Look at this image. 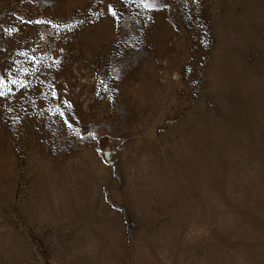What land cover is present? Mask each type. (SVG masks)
<instances>
[{"label":"rangeland","instance_id":"rangeland-1","mask_svg":"<svg viewBox=\"0 0 264 264\" xmlns=\"http://www.w3.org/2000/svg\"><path fill=\"white\" fill-rule=\"evenodd\" d=\"M155 3L0 0V264H264V0Z\"/></svg>","mask_w":264,"mask_h":264},{"label":"snow or ice","instance_id":"snow-or-ice-1","mask_svg":"<svg viewBox=\"0 0 264 264\" xmlns=\"http://www.w3.org/2000/svg\"><path fill=\"white\" fill-rule=\"evenodd\" d=\"M140 3L142 5L143 8L147 9V10H154L158 8V5L155 3V0H140ZM109 12L115 16L116 13L115 11L111 8V6H109ZM12 83H15V81H12ZM3 85V81L0 80V86ZM4 95V93L2 91H0V96Z\"/></svg>","mask_w":264,"mask_h":264},{"label":"water","instance_id":"water-1","mask_svg":"<svg viewBox=\"0 0 264 264\" xmlns=\"http://www.w3.org/2000/svg\"><path fill=\"white\" fill-rule=\"evenodd\" d=\"M108 154H109V152H108V151H106V152H105V156H107Z\"/></svg>","mask_w":264,"mask_h":264}]
</instances>
